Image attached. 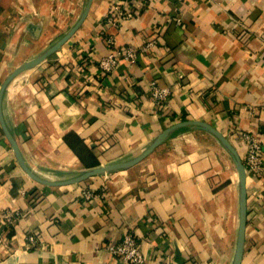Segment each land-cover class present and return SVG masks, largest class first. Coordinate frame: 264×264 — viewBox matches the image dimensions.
<instances>
[{
  "label": "crops",
  "instance_id": "0c3cea01",
  "mask_svg": "<svg viewBox=\"0 0 264 264\" xmlns=\"http://www.w3.org/2000/svg\"><path fill=\"white\" fill-rule=\"evenodd\" d=\"M112 1L91 0L69 39L3 91V121L30 170L60 181L129 160L183 119L217 128L241 160L233 125L264 151V0H143L137 14L116 22L106 18ZM86 3L0 0V86L66 34ZM108 38L138 54L104 74L97 58L109 52ZM149 39L154 45L144 50ZM151 82L171 89L162 107L150 98ZM65 137L80 140L98 164L83 166ZM87 188L96 193L89 199ZM246 194L240 264H264V176L247 175ZM6 211L0 264H126L104 246L127 230L147 264H232L239 179L214 135L184 127L130 167L46 185L21 168L0 125V214ZM31 234L36 247L27 245Z\"/></svg>",
  "mask_w": 264,
  "mask_h": 264
},
{
  "label": "built area",
  "instance_id": "2783aa9c",
  "mask_svg": "<svg viewBox=\"0 0 264 264\" xmlns=\"http://www.w3.org/2000/svg\"><path fill=\"white\" fill-rule=\"evenodd\" d=\"M142 5L143 0H113L107 11L106 18L112 22L131 18L140 11ZM107 42L111 45L109 52L97 58V66L101 73L111 72L121 61L133 62L136 60L138 52L135 47L131 45L118 47L111 38H108ZM152 45H154V39H149L144 44L143 49H149ZM74 68H80V64L76 63ZM170 94L171 89L169 87H159L154 82L150 83V98L155 105L164 106ZM231 133L238 138L246 176L251 174L254 178L263 177L264 151L255 136L250 132L236 128V126L234 127V125ZM95 194L93 190L88 188L82 190V195L85 199H89ZM99 194L104 195L105 191ZM11 217V213L7 211L0 214V247H6L8 241L7 232L1 225H7L11 221ZM26 239L27 245L36 247L38 241L34 235H28ZM104 247L113 257L122 260L126 264H147L141 243L129 230L125 231L117 242L107 243Z\"/></svg>",
  "mask_w": 264,
  "mask_h": 264
},
{
  "label": "water",
  "instance_id": "95a60500",
  "mask_svg": "<svg viewBox=\"0 0 264 264\" xmlns=\"http://www.w3.org/2000/svg\"><path fill=\"white\" fill-rule=\"evenodd\" d=\"M90 4H91V0H87V3L84 7V10H83L80 18L78 19V21L75 23V25L66 34H64L60 39H58L55 43H53L50 47H48L45 51H43L42 53H40L36 57H33V58L27 60L26 62L22 63L18 67H16L4 79V81L2 82V84L0 86V125L3 129L5 136L7 137L8 141L11 145V148H12V150L15 154V157L17 159V162L19 163L21 168L27 173V175H29V177H31L33 180H35L39 183L46 184V185H65V184L80 182V181L85 180L86 178L92 177L94 175L104 174V173H108V172L115 171L118 169L130 167V166L136 164L137 162H139L140 160H142L156 146H158L165 138H167L173 131L178 130L180 128L191 127V128L202 129L204 131H207V132L211 133L212 135H214L222 143V145L224 147H226L227 150L231 153V155L233 157V161L235 163L237 174H238V179H239V227H238L237 241H236L235 253H234V258H233L232 264H240L242 250H243L244 231H245V224H246V211H247L246 210V197H247L246 196L247 195L246 194V172H245L243 162H242L237 150L231 144V142L227 139V137L221 131H219L217 128H215L214 126H212L211 124H209L205 121L198 120V119H183V120L177 121V122L169 125L165 129H163L160 133H158V135L154 138V140L141 153H139L135 157H133L129 160L119 161V162L110 163L107 165L98 166V167H95L92 169H88V170L83 171L81 174H79L75 177L60 180V181H51L48 179H44V178L38 176L37 174H35L25 164V162H24V160H23V158L19 152L17 143H16L14 137L8 131L7 127L5 126V123H4L3 118H2L1 98H2L3 91H4L5 87L7 86V84L18 73H20L26 69H29L31 67H34L35 65L40 63L43 59H45L49 54L56 51L65 41H67L69 39V37L73 34V32L84 21L86 15L88 13Z\"/></svg>",
  "mask_w": 264,
  "mask_h": 264
},
{
  "label": "trees",
  "instance_id": "16d2710c",
  "mask_svg": "<svg viewBox=\"0 0 264 264\" xmlns=\"http://www.w3.org/2000/svg\"><path fill=\"white\" fill-rule=\"evenodd\" d=\"M65 141L68 143V145L79 155L81 158V161L83 162V166H91V165H97L98 162L93 158L91 155L89 149L81 143L78 139H72L69 140L68 137H65ZM84 157H88L85 159Z\"/></svg>",
  "mask_w": 264,
  "mask_h": 264
}]
</instances>
